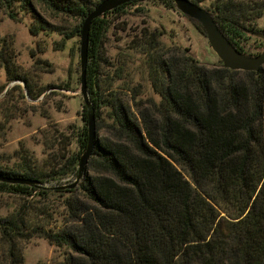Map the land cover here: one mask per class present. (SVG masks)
Wrapping results in <instances>:
<instances>
[{"label":"trees","instance_id":"16d2710c","mask_svg":"<svg viewBox=\"0 0 264 264\" xmlns=\"http://www.w3.org/2000/svg\"><path fill=\"white\" fill-rule=\"evenodd\" d=\"M100 1L0 0V7L15 21L30 17L32 35H61V48L71 39L79 44L83 21ZM141 1L147 0L90 24L86 84L96 133L78 184L59 188L75 179L86 147L84 106L77 152L46 168L25 155L18 165L0 162V194L23 200L0 218V264H23L24 245L34 237L63 251L60 264H264V66L257 72L220 61L208 67L187 48L164 46V30L141 27L131 48L143 55L150 93L131 87L122 68L113 67L105 39L125 9ZM153 1L175 7L172 0ZM190 1L208 3L240 52L264 49L255 38L257 51H246L245 32H264L255 27L264 0ZM36 7L68 27L49 29ZM0 55L7 81H26L7 49ZM25 87L30 99L41 94Z\"/></svg>","mask_w":264,"mask_h":264},{"label":"rangeland","instance_id":"374dc122","mask_svg":"<svg viewBox=\"0 0 264 264\" xmlns=\"http://www.w3.org/2000/svg\"><path fill=\"white\" fill-rule=\"evenodd\" d=\"M208 3L201 4L206 8ZM37 14L49 29L60 32L68 27L65 19ZM32 19L18 15V21L8 17L0 7V54L7 49L14 68L26 81L8 82L0 57V162L18 165L21 156H27L33 166L46 168L59 155L77 152L76 134L83 126V100L80 90L79 44L76 39L66 41L60 48L61 35L40 33L32 35ZM141 27L164 30V46L187 48L199 62L210 67L219 59L211 50L200 29L175 7L159 1H141L125 9L122 16L109 28L105 44L114 68H122L123 82L139 86L149 94L143 55L131 48V40ZM264 29V14L255 22ZM259 42L251 36L246 40V51L253 54ZM60 48V49H59ZM1 56V55H0ZM31 86L36 99L27 96L25 84ZM20 85V89L15 88ZM24 96L23 98L21 96ZM96 127V125H95ZM59 147L58 154L56 148ZM63 150V151H62ZM63 180V184L70 183ZM23 200L0 194V218L15 211ZM62 250L40 238L30 239L23 248V264H60Z\"/></svg>","mask_w":264,"mask_h":264},{"label":"water","instance_id":"95a60500","mask_svg":"<svg viewBox=\"0 0 264 264\" xmlns=\"http://www.w3.org/2000/svg\"><path fill=\"white\" fill-rule=\"evenodd\" d=\"M133 0H101L85 17L79 38V66H80V90L86 115L87 143L84 152L80 155L78 161V172L75 179L60 189L74 188L82 178L83 171L91 155L96 133L94 109L90 101L86 84V66L88 52V32L91 22L118 6L131 2ZM173 4L181 14L196 24L201 33L205 36L211 50L215 53L222 64V67L230 70L253 71L257 72L264 66V49L255 55H248L240 52L230 42L227 36L219 28L214 16L200 5L190 0H172ZM250 36L264 40V32L247 31ZM8 182L24 185H34L36 181L29 179H8Z\"/></svg>","mask_w":264,"mask_h":264}]
</instances>
